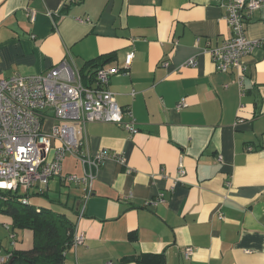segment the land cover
<instances>
[{
	"label": "crops",
	"instance_id": "1",
	"mask_svg": "<svg viewBox=\"0 0 264 264\" xmlns=\"http://www.w3.org/2000/svg\"><path fill=\"white\" fill-rule=\"evenodd\" d=\"M225 13L217 0H0L1 78L65 60L81 71L108 55L103 67L123 70L109 89L139 128L89 122V151L109 149L124 162L105 161L84 210L83 187L59 177L47 188L50 204H37L65 211L85 234L64 264H141L122 260L142 253L164 254L165 264H264V45L243 58V86L237 71L218 70L210 50L231 36ZM247 36L264 44V3ZM75 167L64 173L84 172ZM160 193L165 202L150 203ZM0 223L3 251L33 245L11 216L0 212Z\"/></svg>",
	"mask_w": 264,
	"mask_h": 264
},
{
	"label": "built area",
	"instance_id": "2",
	"mask_svg": "<svg viewBox=\"0 0 264 264\" xmlns=\"http://www.w3.org/2000/svg\"><path fill=\"white\" fill-rule=\"evenodd\" d=\"M217 1L225 8L224 18L230 25L231 36L212 48L210 54L218 70L237 71L238 83L243 86L246 75L243 58L264 45L263 41L247 36L248 22L264 0ZM29 16L35 19L34 12H29ZM134 58L135 51H129L125 65L131 66ZM195 64V59L187 62V65ZM122 71L119 67H98L94 78L85 83L81 71L65 60L43 74L0 77V195L5 191L28 195L32 190L44 192L51 180L59 177L64 183L83 187L84 210L100 167L109 158L124 162L122 156L109 149L89 151L87 124L116 123L131 134L139 131L131 109L121 107L116 94L109 89L112 75ZM186 105V99L182 98L177 108ZM68 153L82 165V174L64 173L63 163ZM178 173L180 176L186 173L183 157ZM27 199L23 202L28 203ZM163 202L164 193L150 201L156 205ZM219 217L223 219L224 215ZM10 237L14 246L16 234L11 233ZM85 238L84 233L77 232L74 245L84 243ZM193 253L192 246L184 249L186 259ZM12 256L13 253L3 251L0 244V264H7Z\"/></svg>",
	"mask_w": 264,
	"mask_h": 264
},
{
	"label": "trees",
	"instance_id": "3",
	"mask_svg": "<svg viewBox=\"0 0 264 264\" xmlns=\"http://www.w3.org/2000/svg\"><path fill=\"white\" fill-rule=\"evenodd\" d=\"M107 57L108 55H102L86 63L81 70L85 83L94 78L96 69L103 67ZM46 193L47 191H36L33 195H28L19 191H6L0 195V212L13 218L15 228L29 229L34 237L33 245L28 249L15 251L13 262L10 263V260L7 264H64L67 250L74 245L77 226L65 211L30 202L33 197L47 198ZM26 197L28 203L23 202ZM51 202L55 204V201ZM122 261L165 264L166 259L164 254L142 253L126 257Z\"/></svg>",
	"mask_w": 264,
	"mask_h": 264
},
{
	"label": "rangeland",
	"instance_id": "4",
	"mask_svg": "<svg viewBox=\"0 0 264 264\" xmlns=\"http://www.w3.org/2000/svg\"><path fill=\"white\" fill-rule=\"evenodd\" d=\"M79 162L74 156L73 154L71 153H68L66 158H65V161H64V166L67 168V169H70V170H74L76 169L75 167V160L73 158ZM6 192V191H5ZM30 202L32 204H44V205H48L50 204L49 200L45 197H33V198H30ZM2 213V212H1ZM2 215H8L6 213H2ZM9 216V215H8ZM10 223V222H9ZM11 224V223H10ZM5 227H3V224L0 223V235H6V233H8V231L6 232V230L4 229ZM21 236V235H20Z\"/></svg>",
	"mask_w": 264,
	"mask_h": 264
},
{
	"label": "water",
	"instance_id": "5",
	"mask_svg": "<svg viewBox=\"0 0 264 264\" xmlns=\"http://www.w3.org/2000/svg\"><path fill=\"white\" fill-rule=\"evenodd\" d=\"M13 260H14V258H12V259H11V262H10V263H12V262H13Z\"/></svg>",
	"mask_w": 264,
	"mask_h": 264
}]
</instances>
